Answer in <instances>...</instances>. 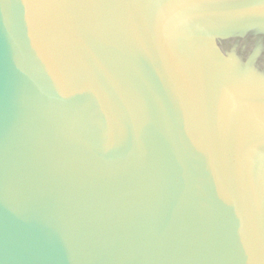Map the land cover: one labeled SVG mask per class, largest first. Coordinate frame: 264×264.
<instances>
[{
    "label": "water",
    "instance_id": "95a60500",
    "mask_svg": "<svg viewBox=\"0 0 264 264\" xmlns=\"http://www.w3.org/2000/svg\"><path fill=\"white\" fill-rule=\"evenodd\" d=\"M0 264H264V0H0Z\"/></svg>",
    "mask_w": 264,
    "mask_h": 264
}]
</instances>
